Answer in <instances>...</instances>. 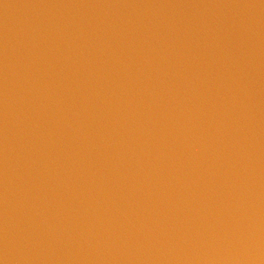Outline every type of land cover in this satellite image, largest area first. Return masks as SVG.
I'll use <instances>...</instances> for the list:
<instances>
[{"label": "water", "instance_id": "obj_1", "mask_svg": "<svg viewBox=\"0 0 264 264\" xmlns=\"http://www.w3.org/2000/svg\"><path fill=\"white\" fill-rule=\"evenodd\" d=\"M0 264H264V0H0Z\"/></svg>", "mask_w": 264, "mask_h": 264}]
</instances>
